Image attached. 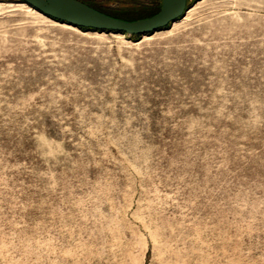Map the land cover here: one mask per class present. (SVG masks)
<instances>
[{
	"label": "rangeland",
	"instance_id": "1",
	"mask_svg": "<svg viewBox=\"0 0 264 264\" xmlns=\"http://www.w3.org/2000/svg\"><path fill=\"white\" fill-rule=\"evenodd\" d=\"M35 12L0 0V264H264V0L134 39Z\"/></svg>",
	"mask_w": 264,
	"mask_h": 264
},
{
	"label": "water",
	"instance_id": "2",
	"mask_svg": "<svg viewBox=\"0 0 264 264\" xmlns=\"http://www.w3.org/2000/svg\"><path fill=\"white\" fill-rule=\"evenodd\" d=\"M44 16L76 28L132 36L151 35L184 16L188 0H162L160 11L146 19L125 21L104 14L78 0H21Z\"/></svg>",
	"mask_w": 264,
	"mask_h": 264
},
{
	"label": "trees",
	"instance_id": "3",
	"mask_svg": "<svg viewBox=\"0 0 264 264\" xmlns=\"http://www.w3.org/2000/svg\"><path fill=\"white\" fill-rule=\"evenodd\" d=\"M78 1H80V2H82V3H84V4H86V5H88V6L92 7V8H94V9H96V10H98V11L104 13V14H107V15H109V16H111V17L118 18V19L125 20V21H137V20H141V19L150 18V17L156 15V14L160 11V9H161V8H160L158 11L153 12V13L147 15V16H144V17H141V18H137V19H133V18L122 17V16H120V15L110 14V13H108L107 11H104V10H102V9L96 7V6H93V5L89 4V3H86V2H84V1H82V0H78ZM169 26H170V25H169ZM169 26H168V27H169ZM79 29H81V31H82V30L88 31V30L85 29V28H79ZM90 31H95V30H90ZM125 35H126V34H125ZM140 37H142V36H141V35H138V36H132L131 38L134 39V38H140Z\"/></svg>",
	"mask_w": 264,
	"mask_h": 264
},
{
	"label": "bare ground",
	"instance_id": "4",
	"mask_svg": "<svg viewBox=\"0 0 264 264\" xmlns=\"http://www.w3.org/2000/svg\"><path fill=\"white\" fill-rule=\"evenodd\" d=\"M25 4V3H24ZM25 5H22V7H24ZM29 6V5H28ZM35 10V9H34ZM37 15H39V16H41V17H44V15L42 14V13H40V12H35ZM46 17V16H45ZM53 23H54V25H56V26H62V27H64V28H66V29H70V30H74V31H77L78 33L80 32V33H84L83 31H81V29H79V28H76V27H74V26H71V25H67V24H63V23H60V22H57V21H53Z\"/></svg>",
	"mask_w": 264,
	"mask_h": 264
}]
</instances>
